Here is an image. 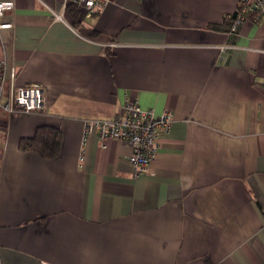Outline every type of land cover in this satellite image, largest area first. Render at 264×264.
<instances>
[{
    "label": "crops",
    "instance_id": "0c3cea01",
    "mask_svg": "<svg viewBox=\"0 0 264 264\" xmlns=\"http://www.w3.org/2000/svg\"><path fill=\"white\" fill-rule=\"evenodd\" d=\"M12 1L0 53L45 104L0 112V264H264L263 21L228 24L237 0H111L76 19ZM127 99L172 114L136 178L124 143L82 140ZM41 127L54 157L20 147Z\"/></svg>",
    "mask_w": 264,
    "mask_h": 264
},
{
    "label": "built area",
    "instance_id": "2783aa9c",
    "mask_svg": "<svg viewBox=\"0 0 264 264\" xmlns=\"http://www.w3.org/2000/svg\"><path fill=\"white\" fill-rule=\"evenodd\" d=\"M63 13L69 4L83 10L90 17L101 13L111 0H58ZM14 10L12 0H0V42L2 31L11 29L13 23L3 21L4 14ZM56 20L62 15L55 14ZM260 19L264 23V0H237L232 21L236 28L246 19ZM16 72L14 64L0 53V112L10 114L16 110L22 112H40L44 109V88L40 84L19 87L15 84ZM172 114L164 109L144 110L134 99H127L121 111L112 118H96L83 123V144L93 133H97L101 148L109 139L124 143L129 149L128 161L132 166L134 178L152 173V163L156 160L160 140L170 131ZM83 160V148L79 161Z\"/></svg>",
    "mask_w": 264,
    "mask_h": 264
},
{
    "label": "trees",
    "instance_id": "16d2710c",
    "mask_svg": "<svg viewBox=\"0 0 264 264\" xmlns=\"http://www.w3.org/2000/svg\"><path fill=\"white\" fill-rule=\"evenodd\" d=\"M66 12L76 19L81 13L76 5L69 4L66 8ZM234 16L229 19L228 24H231ZM230 22V23H229ZM226 24V25H228ZM216 30H225V27L212 26ZM22 149H30L38 153L39 155L47 158L54 157L58 152L59 147V134L58 130L50 127H41L37 130L35 136L32 139H24L20 143Z\"/></svg>",
    "mask_w": 264,
    "mask_h": 264
}]
</instances>
